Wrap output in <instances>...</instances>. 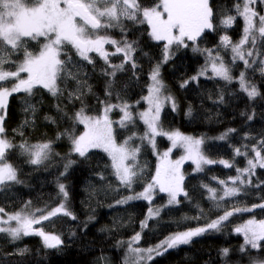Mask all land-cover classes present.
Wrapping results in <instances>:
<instances>
[{
	"label": "trees",
	"instance_id": "16d2710c",
	"mask_svg": "<svg viewBox=\"0 0 264 264\" xmlns=\"http://www.w3.org/2000/svg\"><path fill=\"white\" fill-rule=\"evenodd\" d=\"M217 12L215 22L219 24L221 10H229V14L235 15V4L237 0H211ZM241 2V0H240ZM145 6L157 3V0H141ZM256 11L261 14L264 4L254 5ZM128 40H137L138 51L135 60L138 68L133 75L131 64L125 66V70L118 72L113 78L112 96H105V88L108 77L102 75L106 67L104 61L95 53L89 55L95 60L93 65L86 61H80L75 50L68 46V54L74 60L82 63L84 71L88 74L87 81L92 87V92L84 97L88 115L101 113L103 105L98 101L109 99L111 103H118L117 94L129 104H134L146 93L151 69L163 60V42H156L148 36V26L132 25L126 22ZM243 29L242 17H238L232 27L228 29L218 28L216 31L207 32L200 40L201 49H217L220 44V36L227 34L232 42L236 41ZM114 39L120 40L122 34L118 29L107 30ZM104 34V33H103ZM189 47H172L173 55L166 63H161L160 78L166 85V94L175 97L177 110L173 111L171 104L161 111V124L165 130H179L183 134L196 138H204L202 145L203 153L217 163L203 166L202 171H194L189 160L181 165L183 173L184 188L189 194V199L178 197L181 201L178 205L171 206L161 212L158 219L148 221V227L141 229L143 221L148 213L149 207H159L166 204L167 195L154 191L151 205L146 200L130 201L128 204L118 205L116 201L132 194L128 189L120 186L111 168V161L107 154L99 149H90L87 158L70 153V142L67 137L57 139L59 133L71 129L72 121L62 112H58L56 105L60 104L68 116H73L80 109L81 103L76 101L69 103L67 91L75 87L74 82H69L68 89L59 100L51 96L43 88H37L30 102L35 105L37 111L33 117L31 112L25 113L22 98L26 94H13L9 97L7 106V118L5 120L6 135L14 143L19 144L22 140L29 143L52 142L53 152L51 159L43 165L35 166L26 163V157L19 154V150L11 152L8 160L19 168V177L22 184H11L0 190V207L5 213H13L24 207L31 201V209H51L56 207L62 197H58L57 178L64 183L69 192L67 207L77 219L72 220L62 214L43 221L37 227H43L44 231L61 236L64 243L57 249H46L43 247L40 237L28 236L11 242L6 234H0V264H123L127 250V242L136 234L141 233V239L137 246L148 248L159 243L169 233L177 230L183 231L187 228L203 226L211 219H216L225 210L233 207L252 208V211L236 212L229 220L224 222L221 231H209L200 237L193 238L188 245L178 246L169 250L163 256L155 257L148 264H250L251 258L264 260V247L260 249H248L247 254L240 252L244 242L243 237L235 232V228L249 219H264V208L255 207L264 202V169L257 168L256 174L251 177L252 184L245 188L240 195L227 198L222 202V207L217 210L212 202L208 200V190L203 187L215 188L218 195H222L223 186L220 180L228 181L231 186L230 177L236 176L237 168H244L247 160L244 156H236L235 149L241 148L248 152V158H253L255 153L251 151L252 146L264 139V76L260 74L257 65L253 69H245L242 61L232 65L233 76L239 77L241 71L246 72L247 79L256 85L260 96L249 100L246 93L242 92L239 83L234 81L229 84L218 78L210 76H199L197 80H190L196 76L206 61V55L194 52L191 42ZM38 45L33 42L32 50L38 51ZM222 52L224 60L231 64L232 58L228 50ZM259 51L263 52L264 47ZM62 58H67L62 57ZM22 59V55L20 57ZM123 60L120 56H111L112 64H119ZM8 66L6 65V69ZM10 70H15L12 67ZM189 80V84L181 88L183 81ZM12 81L6 82L10 83ZM64 85L61 84V87ZM223 95V102H218ZM191 107V115H187ZM244 113V115H242ZM119 110L111 113L112 120L120 118ZM251 115L252 120L247 117ZM45 116L52 117L55 123L46 120ZM29 123L21 127L24 120ZM117 143H122L132 132L143 134L145 125L136 120V125H130L128 129H120L115 126ZM18 129L23 136L14 132ZM230 132L226 139L220 140L222 134ZM76 135L83 132V126L78 124L75 128ZM247 135V139L245 138ZM141 145L138 162L143 168L140 181L133 185L135 192H140L143 187L151 181L158 164L157 155L153 148L139 139L134 141ZM170 141L164 136L156 138V152H162L170 147ZM246 146V147H245ZM59 153V155H56ZM180 154V149L173 150V157ZM264 155V152H262ZM75 160L64 176V165L67 161ZM227 160L234 166L225 168L218 161ZM100 175L105 178L100 179ZM247 181V177H245ZM259 185V187H257ZM197 205L200 207L198 208ZM203 209L204 215L200 219H194L200 215ZM89 217L93 219L89 220ZM184 217L189 219L184 220ZM85 225H87L85 227ZM75 233V235H73ZM121 242H123L121 244ZM264 245V241L261 242ZM27 248L28 251L21 255L19 249ZM228 248L229 255L223 257L221 250ZM103 258V259H102Z\"/></svg>",
	"mask_w": 264,
	"mask_h": 264
},
{
	"label": "snow or ice",
	"instance_id": "6c2138e0",
	"mask_svg": "<svg viewBox=\"0 0 264 264\" xmlns=\"http://www.w3.org/2000/svg\"><path fill=\"white\" fill-rule=\"evenodd\" d=\"M264 4V0H259ZM257 0H240L235 4V15L229 14V10H221L219 24L215 22L217 12L211 0H157L151 6H145L141 0H0V190L9 187L11 184H22L19 177V168L8 160L11 152L19 150L21 156L26 157V163L30 165H43L45 161L51 159L53 152L52 142L29 143L22 140L19 144L13 142L6 135L5 120L7 118V106L9 97L13 94L24 93L22 98L25 113L31 112L33 117L37 111L30 98L35 94L37 88H43L54 98L59 100L68 89L69 82H74L75 87L67 91L69 103L79 101L81 107L73 116H68L64 108L57 103L58 112H62L72 121L71 129L59 133L57 139L67 137L70 142L69 155L75 154L81 158H87L86 154L90 149H102L111 160V168L116 180L121 187L128 189L132 194L116 201V204H128L130 201L146 200L151 205L154 190L167 194V202L159 207H149L146 218L141 221V229L148 227V221L158 219L164 209L178 205L181 201L178 197L183 196L189 199V194L185 191V177L181 172V165L185 160H191L196 171H202L204 165L217 163L208 158L202 151L201 146L205 143L204 138H195L180 132L179 130H165L161 124V111L166 104H171L173 111L177 110L175 97L171 94L165 95L166 85L160 78L161 63H166L173 55L172 46L177 48L189 47V42L194 52L206 54L204 66L196 76L190 80H197L199 76L205 75L209 68L211 78H218L229 84L234 81L239 83L240 90L246 93L249 100H254L260 96L256 85L251 83L245 71H241L239 77H234L232 65L237 61H242L245 69H253L258 66L260 74L264 76V52L259 51L264 47V14H259L254 5ZM238 17L243 18L244 27L241 39L234 43L225 34L220 36V44L217 49H201L199 40L207 33L216 31L218 28L228 29L233 26ZM132 25L148 26V36L151 40L163 41V60L157 63L149 73L150 83L147 87V94L141 97L148 107L146 110L134 113V106L123 100L117 94L118 103H111L109 99L98 101L103 105L102 111L98 115H88L84 97L92 92V87L88 84L87 73L84 65L73 59L68 54V46L75 50L80 61L95 68V60L89 53H95L104 61L106 67L102 70V75L108 77L105 88V96H112L113 78L118 72L125 70L127 64H131L133 75L138 68L135 60V53L138 51V41L128 40L127 23ZM109 29H118L122 34V39H114L108 34ZM104 34H101V33ZM33 42L38 45V51L32 50ZM251 47H246L247 45ZM105 45H111L115 51L109 52ZM229 50L232 53V63H227L220 55L219 48ZM215 52V55L213 54ZM122 54L123 60L119 64H112L110 57ZM22 55V59H20ZM67 58H62V57ZM6 65L8 68L6 69ZM12 67L15 70H10ZM256 70V69H253ZM21 73H26L22 77ZM12 81L11 87L6 86V82ZM189 80L181 83L184 88L189 84ZM61 84L64 86L61 87ZM141 101H137L139 104ZM218 102H223V95ZM119 110L122 114L118 120H112L110 113ZM187 115H191L189 107ZM244 115V113H242ZM46 120L53 123L52 117L45 116ZM139 119L145 125L143 134L132 132L122 143H117V131L128 129L130 125L135 126ZM248 120L253 117L249 115ZM29 120H24L21 127L26 126ZM83 125L84 131L76 135V125ZM14 132L23 136V132L14 129ZM229 129L218 139L224 140L230 132ZM164 136L171 142V147L163 152L162 156L156 152V138ZM248 138L247 135L245 137ZM139 139L142 144L146 142L158 155L160 162L156 166L155 174L143 190L135 192L133 185L138 183L143 174V168L138 162V155L141 145H136L134 141ZM183 148L185 155L179 160L171 161L170 153L175 148ZM246 147V146H245ZM251 151L255 153L253 158H248V152L241 148L235 149L236 156H244L247 165L244 168L236 169V176L230 177L231 186L228 181L220 180L223 186L222 195H218L215 188L204 185L208 190V200L212 202L215 209L222 207V202L227 198L240 195L248 185L252 184L251 177L256 174V169H264V139L252 146ZM59 155V153H56ZM225 168L234 165L227 160L218 161ZM75 160L69 159L64 165V176ZM247 177V181L245 180ZM105 177L100 175V179ZM259 187V185H257ZM58 197L63 200L56 206L48 210L35 209L30 211L31 201L24 204V207L12 214H6L7 218H0V234H6L11 242L18 241L23 237L37 236L41 238L43 247L46 249H57L64 241L60 235L44 231L41 225L43 221H50L52 218L62 214L76 220V215L67 207L69 192L64 183L57 178ZM199 208L200 206L197 205ZM253 208H264V203L253 205ZM252 211V208L233 207L232 210H225L216 219H211L203 226L187 228L186 230L169 233L164 239L154 246L148 248L134 247L141 239V233H136L127 242L123 264H148L155 257L163 256L169 250L176 249L181 245H188L193 238L200 237L209 231L219 232L224 227V222L229 220L236 212ZM0 213H5V209L0 207ZM46 213V214H45ZM204 215L200 209V215L194 219H200ZM93 217H89V220ZM184 220L189 217H184ZM12 222H15L13 225ZM87 225H85L86 227ZM235 232L242 234L244 242L240 252L248 253V249H260L264 241V220H248L244 225L236 227ZM75 235V233H73ZM123 242H121L122 244ZM27 248L19 249L23 255ZM229 249L223 248L221 255L227 257ZM103 259V258H102ZM250 264H264V260L251 258Z\"/></svg>",
	"mask_w": 264,
	"mask_h": 264
},
{
	"label": "rangeland",
	"instance_id": "374dc122",
	"mask_svg": "<svg viewBox=\"0 0 264 264\" xmlns=\"http://www.w3.org/2000/svg\"><path fill=\"white\" fill-rule=\"evenodd\" d=\"M241 6H242V3H243V0H241ZM261 14H264V8L262 9V11H261ZM242 21H243V18H242ZM243 27H244V22H243ZM101 34H103V32L101 33ZM242 34H243V29H242V32H241V35L238 37V39H236V41H234V43H236V42H238L240 39H241V37H242ZM163 42V41H162ZM164 43L165 42H163V47H164ZM174 46V45H173ZM172 46V47H173ZM246 47H251V45L249 44V45H247ZM105 48H106V50L107 51H109V52H114L115 51V49L111 46V45H105ZM222 48V47H221ZM223 50H225L224 48H222ZM221 49V50H222ZM215 50V49H214ZM229 52V55H230V57L232 58V53H231V51H230V49L228 50ZM220 52V51H219ZM264 52V51H263ZM90 54V53H89ZM214 55H215V52L213 53ZM206 55V54H205ZM220 55L222 56V52H220ZM116 56H120V57H122L123 58V56H122V54H117ZM260 58H264V57H257V59H260ZM258 67V66H257ZM26 73H21V76L22 77H26ZM212 74H211V70H210V68H209V71L205 74V75H202V77H206V76H211ZM11 83L12 82H10V83H6V86H8V87H11ZM150 83V81L148 82V84ZM147 94V88H146V93L144 94V95H146ZM165 95H168V94H166V92H165ZM139 101H141L139 104H137V103H134V104H131V105H133L134 106V108H133V111H134V113H138V112H142V111H144V110H146L147 109V107H148V105L145 103V102H143L141 99L139 100ZM110 115V118H111V113L109 114ZM122 114H120V116H121ZM83 126V125H82ZM83 131H84V126H83ZM186 135V134H185ZM188 136H191V135H188ZM193 137V136H192ZM196 138V137H195ZM171 143V142H170ZM170 147H171V145H170ZM169 147V148H170ZM179 148V147H178ZM178 148H175V149H178ZM180 149V154H178V156H176V157H173V151L170 153V156H169V159L171 160V161H176V160H179L182 156H184L185 155V151H184V149L183 148H179ZM201 149H202V146H201ZM99 150H102V149H99ZM168 150V149H167ZM167 150H165V151H167ZM174 150V149H173ZM103 151V150H102ZM165 151H162V152H158L159 153V155L160 156H162V154H163V152H165ZM107 154V153H106ZM157 155V154H156ZM108 156V155H107ZM109 157V156H108ZM157 159H158V163L160 162V160H159V158H158V155H157ZM111 161V160H110ZM190 161V163L193 165V169H194V171H196L195 169H196V166H195V164L191 161V160H189ZM204 166H206V165H204ZM230 186V185H229ZM155 191V190H154ZM166 194V193H165ZM167 195V194H166ZM62 197V196H61ZM62 200H63V197H62ZM261 203H264V202H261ZM260 203V204H261ZM30 211H32V210H35V209H29ZM49 210H51V209H49ZM19 211V210H18ZM13 213H15V212H13ZM6 214H12V213H0V218H3V219H6L7 218V215ZM46 214V213H45ZM252 219H255V218H252ZM252 219H249V220H252ZM255 220H257V221H259V220H264V219H255ZM248 221V220H247ZM246 221V222H247ZM246 222H244V223H242V224H240L239 226H242V225H244ZM13 223V225L15 224V222H12ZM238 226V227H239ZM34 227H37L36 225H34ZM242 237H243V235L242 234H240ZM243 239H244V237H243ZM126 247H127V245H126ZM134 247H138L137 246V244L136 245H134ZM127 251V250H126Z\"/></svg>",
	"mask_w": 264,
	"mask_h": 264
}]
</instances>
